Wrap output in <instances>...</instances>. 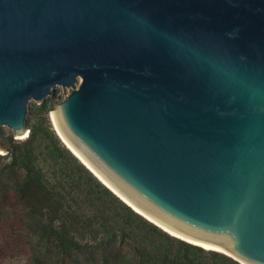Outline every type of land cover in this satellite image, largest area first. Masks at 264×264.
Listing matches in <instances>:
<instances>
[{"label": "water", "instance_id": "obj_1", "mask_svg": "<svg viewBox=\"0 0 264 264\" xmlns=\"http://www.w3.org/2000/svg\"><path fill=\"white\" fill-rule=\"evenodd\" d=\"M56 86L58 138L121 201L264 264V0H0V129Z\"/></svg>", "mask_w": 264, "mask_h": 264}, {"label": "trees", "instance_id": "obj_2", "mask_svg": "<svg viewBox=\"0 0 264 264\" xmlns=\"http://www.w3.org/2000/svg\"><path fill=\"white\" fill-rule=\"evenodd\" d=\"M50 110L28 106L24 140L0 133V262L11 240L27 264H240L133 211L60 141Z\"/></svg>", "mask_w": 264, "mask_h": 264}, {"label": "rangeland", "instance_id": "obj_3", "mask_svg": "<svg viewBox=\"0 0 264 264\" xmlns=\"http://www.w3.org/2000/svg\"><path fill=\"white\" fill-rule=\"evenodd\" d=\"M69 90L68 88H63L61 86H56L54 87L52 93L50 95H48L42 103H46L48 106H51V110L48 112V119L51 123L52 128L53 124H52V120H51V112H53L57 106V104L66 97V95L68 94ZM39 105L37 102H35L34 100H30L29 101V105ZM29 117V114H27V118L26 121ZM26 123V122H25ZM28 129V128H27ZM0 133H2L4 136L8 135V134H12L13 137L16 139L17 137H15V133H13L11 131V129L7 128V127H1L0 129ZM19 139V138H17ZM25 139V138H24ZM22 139V140H24ZM4 150V149H3ZM10 244H11V250L10 247L9 249H7V258L4 261H1L0 264H27L26 262V252H25V245L19 241H15L14 243L11 242V240H9ZM208 250V249H206Z\"/></svg>", "mask_w": 264, "mask_h": 264}, {"label": "bare ground", "instance_id": "obj_4", "mask_svg": "<svg viewBox=\"0 0 264 264\" xmlns=\"http://www.w3.org/2000/svg\"><path fill=\"white\" fill-rule=\"evenodd\" d=\"M55 112H56V111L51 112L50 116H51L53 113H55ZM51 120H52V122H53V124H54V127H55L56 131L58 132V130H57V128H56V125H55V123H54V120H53L52 116H51ZM58 134H59V133H58ZM26 137H27V135L25 134L22 138H19V139H24V138H26ZM60 137H61V136H60ZM17 138H18V137H17ZM61 138H62V137H61ZM62 139H63V138H62ZM63 140H64V139H63ZM4 153H5V152H4L3 150L0 149V154H4ZM83 161H84V160H83ZM165 229L171 234V236H176L177 238H180V239H182V240H184V241H186V242H188V243H190V244L198 245V246H201V247H203V248H205V249H208V250H213V251L221 252V253H223V254H227V255H229V256L235 258V259L238 260L239 262H241V264H246V263H244L242 260H239V259H237L235 256H233V255H232L227 249H225V248L217 247V246H212V245H207V244H202V243H199V242L193 241V240H191V239L185 238V237H183V236H181V235H178V234H176V233L170 231V230L167 229V228H165Z\"/></svg>", "mask_w": 264, "mask_h": 264}]
</instances>
